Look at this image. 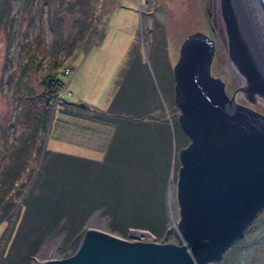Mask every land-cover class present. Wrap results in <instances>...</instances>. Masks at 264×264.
I'll use <instances>...</instances> for the list:
<instances>
[{
    "label": "rangeland",
    "instance_id": "374dc122",
    "mask_svg": "<svg viewBox=\"0 0 264 264\" xmlns=\"http://www.w3.org/2000/svg\"><path fill=\"white\" fill-rule=\"evenodd\" d=\"M194 32L213 39L211 74L227 95L244 87L219 0H0V264L72 255L94 213L96 228L105 219L123 239L176 243L168 231L178 219L177 154L188 139L172 68ZM255 98L235 94L264 115ZM37 209L52 214L44 226H34ZM59 214L70 217L46 225ZM25 226V237L39 230L21 242ZM212 264H264V209Z\"/></svg>",
    "mask_w": 264,
    "mask_h": 264
},
{
    "label": "water",
    "instance_id": "95a60500",
    "mask_svg": "<svg viewBox=\"0 0 264 264\" xmlns=\"http://www.w3.org/2000/svg\"><path fill=\"white\" fill-rule=\"evenodd\" d=\"M219 8L245 86L229 96L211 74L213 39L194 32L183 40L172 68L177 123L188 139L177 154L178 219L168 231L176 243L123 239L105 219L96 228L94 213L72 255L40 264H212L264 209V115L235 101L241 91L250 104L264 100V0H219Z\"/></svg>",
    "mask_w": 264,
    "mask_h": 264
},
{
    "label": "trees",
    "instance_id": "16d2710c",
    "mask_svg": "<svg viewBox=\"0 0 264 264\" xmlns=\"http://www.w3.org/2000/svg\"><path fill=\"white\" fill-rule=\"evenodd\" d=\"M58 1H60L61 2V0H58ZM47 115H48V109H43L41 112H40V116H39V125L40 126H43V125H45V123H46V121H47ZM94 117V116H93ZM117 130V129H116ZM111 145H112V143L109 145V149L111 148ZM37 211L40 213V216H42V220L39 222V223H36L35 222V224H34V226H36V225H38V224H41L42 226H44V224L42 223V221H43V219H44V217H46L47 215H52L51 213H49V214H44V213H41L40 212V210L39 209H37ZM7 214V211H4L3 213H1L0 214V222H2L3 221V219H4V216ZM84 215H86V214H83L82 216H80V218H79V220L78 221H80L81 219H82V217L84 218ZM54 216V215H53ZM63 216H65V220H67V218L68 217H70V215L69 214H59L58 216H56V218L55 219H50L51 220V222L52 223H47L46 225H48V226H51V227H56L59 223H58V221H60V220H64L63 219ZM55 217V216H54ZM28 220H29V218H28ZM78 221H77V225H78ZM28 223L26 222V224L25 225H27ZM74 224L75 223H73L72 225H70V224H68L71 228L74 226ZM60 225V224H59ZM26 226L23 228V233H22V237H21V242H25L26 240H28V239H30V238H33V236H31L30 235V233H31V231H34L35 233L36 232H38V228L37 227H32V228H30V231H28L27 232V234H26V237L24 236L25 235V231H26ZM61 227L58 229V230H60L61 231ZM69 228H67V230H68ZM64 230V229H63ZM66 230V229H65ZM71 230H73V229H71ZM79 234H80V232H74L73 233V237H74V240L79 236ZM34 239V238H33ZM32 242H33V240H32Z\"/></svg>",
    "mask_w": 264,
    "mask_h": 264
},
{
    "label": "flooded vegetation",
    "instance_id": "af4514ba",
    "mask_svg": "<svg viewBox=\"0 0 264 264\" xmlns=\"http://www.w3.org/2000/svg\"><path fill=\"white\" fill-rule=\"evenodd\" d=\"M152 0H145V4H150V2H151ZM216 2H217V0H216ZM140 13H141V11H139ZM149 14V13H148ZM147 14V15H148ZM152 30V29H151ZM147 36H149L150 34H152V32L151 31H147L146 33H145ZM139 35H143V32L141 33H139ZM172 96H173V94H172ZM254 98H255V96H254ZM258 98V97H257ZM258 101H260L259 99H258ZM262 101V100H261ZM255 102H257V100H254V103ZM244 103V102H243ZM245 103H247V102H245Z\"/></svg>",
    "mask_w": 264,
    "mask_h": 264
},
{
    "label": "crops",
    "instance_id": "0c3cea01",
    "mask_svg": "<svg viewBox=\"0 0 264 264\" xmlns=\"http://www.w3.org/2000/svg\"><path fill=\"white\" fill-rule=\"evenodd\" d=\"M102 76V75H101ZM87 130H89L88 128H87Z\"/></svg>",
    "mask_w": 264,
    "mask_h": 264
}]
</instances>
